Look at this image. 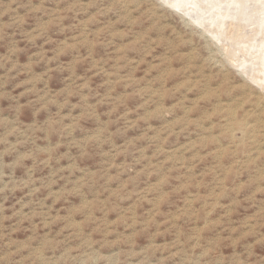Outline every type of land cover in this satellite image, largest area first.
Returning <instances> with one entry per match:
<instances>
[{"label": "rangeland", "instance_id": "374dc122", "mask_svg": "<svg viewBox=\"0 0 264 264\" xmlns=\"http://www.w3.org/2000/svg\"><path fill=\"white\" fill-rule=\"evenodd\" d=\"M174 1L0 0V264H264V36Z\"/></svg>", "mask_w": 264, "mask_h": 264}, {"label": "bare ground", "instance_id": "6f19581e", "mask_svg": "<svg viewBox=\"0 0 264 264\" xmlns=\"http://www.w3.org/2000/svg\"><path fill=\"white\" fill-rule=\"evenodd\" d=\"M175 1L179 5L182 2L183 4L185 3L186 5L193 4L195 7L198 8L197 10H199L200 12L199 15H201L207 21L209 25L208 28L217 30L220 33L224 32V35L229 31L230 32L232 31L233 24L235 21L241 20L247 23H253L252 27L255 29H259L260 31L259 33L264 36V1H257V0H248V1L246 0V2L238 1V0H175ZM227 22L229 23L228 24L229 26H226ZM238 22L240 24V21ZM242 48L243 50H245L244 51L245 55L243 54L244 62L241 63V66L239 65L241 67L239 68L245 74L258 75L259 78H257L256 81L262 84L264 82V42L253 43V44H250V42H248L247 44H244ZM254 52L255 54H252ZM246 67L248 68L250 67L251 70L249 71L248 69H246Z\"/></svg>", "mask_w": 264, "mask_h": 264}]
</instances>
